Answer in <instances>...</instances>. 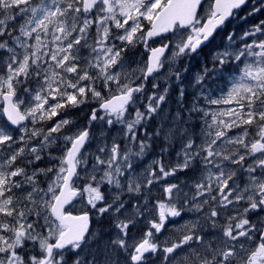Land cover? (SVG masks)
<instances>
[{"label": "snow or ice", "instance_id": "obj_1", "mask_svg": "<svg viewBox=\"0 0 264 264\" xmlns=\"http://www.w3.org/2000/svg\"><path fill=\"white\" fill-rule=\"evenodd\" d=\"M260 14L0 0V264H264Z\"/></svg>", "mask_w": 264, "mask_h": 264}, {"label": "flooded vegetation", "instance_id": "obj_2", "mask_svg": "<svg viewBox=\"0 0 264 264\" xmlns=\"http://www.w3.org/2000/svg\"><path fill=\"white\" fill-rule=\"evenodd\" d=\"M241 15H244V13L242 12ZM259 16H260V18L256 19L254 22H258L259 19L264 18V14H260ZM252 23H253L252 18H249L248 21H247V25H251ZM247 25H246L245 22L242 21V20H236V21L233 22L232 25H230V27H234V28L236 29L237 33H239V32H241V31H242ZM221 42H222V37H221V36H217L216 40L213 42V45H210L209 48H211V47H213L214 45L219 44V43H221ZM154 46H155V45H154ZM202 56H203V57H206V58H210V52H209V49H205V50H204V53L202 54ZM202 63H203V59H200V64H202ZM149 87H150V85H149ZM156 153H158V151L155 149L154 152L150 153V154L145 158L144 163L147 164L146 162H149V161L152 159L153 155H155ZM173 155H174V154H173ZM182 178H183V177H182ZM76 201H77V200H76ZM76 201H75V202H76ZM75 202H74V203H75ZM74 203H73V204H74ZM73 204H72V205L70 206V208H69L70 212H71L72 214H79V212H77V211L73 208ZM95 224H96V223L93 222L91 226H92L93 228H96Z\"/></svg>", "mask_w": 264, "mask_h": 264}, {"label": "rangeland", "instance_id": "obj_3", "mask_svg": "<svg viewBox=\"0 0 264 264\" xmlns=\"http://www.w3.org/2000/svg\"><path fill=\"white\" fill-rule=\"evenodd\" d=\"M258 18H260V16L258 15L257 17H255V18H252V21L254 22L256 19H258ZM140 57H139V55L137 56V59H139ZM194 63H197V67H196V69L195 70H193L194 68H192V71L194 72V71H197L198 70V68L200 67V59H198V60H193V62H192V64H194ZM151 87V86H150ZM150 87H149V89H150ZM117 127H119V126H117ZM150 131H151V129H149ZM117 133H116V128H113L112 130H111V135H116ZM158 148V147H157ZM157 148H156V150H157ZM158 152H159V150H157ZM146 158V157H145ZM146 163H148V162H146ZM73 208L77 211V212H79V213H81V211L83 210L82 209V206H81V204H80V201H79V199H77V201L73 204ZM95 226H96V228H98L99 227V225H97V224H95ZM95 229V228H94Z\"/></svg>", "mask_w": 264, "mask_h": 264}, {"label": "trees", "instance_id": "obj_4", "mask_svg": "<svg viewBox=\"0 0 264 264\" xmlns=\"http://www.w3.org/2000/svg\"><path fill=\"white\" fill-rule=\"evenodd\" d=\"M196 67H197V63H194V64H192V68H194L193 70H195L196 69ZM174 98V97H173ZM88 109L87 108H85L84 109V112H86ZM83 112H79V113H77V115L76 116H74L73 118L74 119H81V122L83 123L84 121L82 120V117H83ZM157 150H159V148H157Z\"/></svg>", "mask_w": 264, "mask_h": 264}, {"label": "water", "instance_id": "obj_5", "mask_svg": "<svg viewBox=\"0 0 264 264\" xmlns=\"http://www.w3.org/2000/svg\"><path fill=\"white\" fill-rule=\"evenodd\" d=\"M75 202V201H74ZM71 205L67 206V208H69ZM71 213V212H70ZM74 215H78V214H74Z\"/></svg>", "mask_w": 264, "mask_h": 264}]
</instances>
